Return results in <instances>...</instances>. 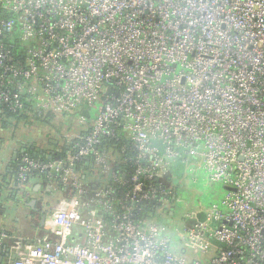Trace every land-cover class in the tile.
<instances>
[{
	"label": "built area",
	"instance_id": "1",
	"mask_svg": "<svg viewBox=\"0 0 264 264\" xmlns=\"http://www.w3.org/2000/svg\"><path fill=\"white\" fill-rule=\"evenodd\" d=\"M28 102L66 152L16 181L64 198L0 264H264V0H0V104ZM191 161L226 188L185 227L203 260L153 219Z\"/></svg>",
	"mask_w": 264,
	"mask_h": 264
},
{
	"label": "rangeland",
	"instance_id": "2",
	"mask_svg": "<svg viewBox=\"0 0 264 264\" xmlns=\"http://www.w3.org/2000/svg\"><path fill=\"white\" fill-rule=\"evenodd\" d=\"M56 121L59 122L60 120ZM17 131L19 132L18 134L15 133V135L17 134V137H21L25 142L31 140L38 145H43L46 142L48 129L43 123H36L32 126L18 123ZM49 131L52 133L51 130ZM3 134L5 137V135L9 134V131H5ZM170 170L172 185L176 192V200L170 203L172 210L169 213L160 210L153 219L164 224L174 242L178 241L184 247L185 250L179 249V252L183 251L184 256L192 257L194 255L191 251L193 245L187 238L185 227L192 220L198 218L197 214L201 210L203 212L211 204L218 203L224 196L226 188L220 182L211 181L206 172L202 168H198L192 161L190 163L173 162ZM24 214L27 217L25 222H29L34 216L30 210L24 211ZM22 215L20 214L21 218L23 217ZM194 256L204 259V255H201L200 252Z\"/></svg>",
	"mask_w": 264,
	"mask_h": 264
},
{
	"label": "crops",
	"instance_id": "3",
	"mask_svg": "<svg viewBox=\"0 0 264 264\" xmlns=\"http://www.w3.org/2000/svg\"><path fill=\"white\" fill-rule=\"evenodd\" d=\"M12 142L10 138L0 140V228L9 232L8 234L10 236L21 237L25 240H34L45 230V223L44 221L41 222V214L44 215L45 218V210L53 208L57 201L64 198V193L56 192L53 198L49 197V195H51L50 192L48 193V197L42 196L38 192L40 185L36 184V181H30L27 187L22 188L20 191H15L13 186L11 184L9 185V183H11L10 180L13 175V160L17 157L19 149ZM35 187L37 191L33 190ZM32 199L35 200V203L33 207H30L28 203ZM50 201L53 202V205H51L52 207L44 204ZM26 210H30L34 214L29 222H25L27 217L24 211ZM44 211L45 214H43ZM36 213L40 214V216ZM20 214H23L22 218ZM37 221H40L39 226L35 224ZM179 249L185 250L184 247L177 243L175 250L179 251ZM10 254L7 246L1 255V259H5Z\"/></svg>",
	"mask_w": 264,
	"mask_h": 264
},
{
	"label": "trees",
	"instance_id": "4",
	"mask_svg": "<svg viewBox=\"0 0 264 264\" xmlns=\"http://www.w3.org/2000/svg\"><path fill=\"white\" fill-rule=\"evenodd\" d=\"M18 123H22L26 126H32L36 123H43L45 126H47V133H46V142L43 145H38L34 141H24L21 137H17L18 135ZM65 124V121H56L55 118L51 115H45L42 113H39L34 108L33 104L31 102L26 103L23 108L17 109V110H11L8 107L4 106L3 104H0V140H5L8 136L11 138V140L14 142V144L17 146L18 155L21 153V151L28 152L29 155L33 157L40 158L42 160L48 159L49 156H63L66 152V142L64 139H62V126ZM20 126V125H19ZM52 133H50V131ZM9 131L8 135L3 136V132ZM2 132V133H1ZM15 133H17L15 135ZM52 135V136H51ZM16 138V139H15ZM17 157L13 160L12 164V170L13 175L10 180L13 188L15 191H20L22 188L27 187L30 181H36V184H40V188L43 189L44 184H46L47 178L40 173H33L30 175V179L26 181L23 184H19L16 181V168L18 165ZM78 168H81L83 171L82 174L88 173V169L90 168V165L84 164V162H81L77 165ZM60 186V185H59ZM40 189V190H41ZM59 189H62L61 186ZM40 190L38 191L40 193ZM37 192V193H38ZM63 192V190H61ZM18 193V192H17ZM45 205H53V202H45ZM40 216V214L36 213ZM45 214V212L43 213ZM42 216V214H41ZM38 218V216H37ZM37 226L40 225V221H37L35 223ZM9 233V232H7Z\"/></svg>",
	"mask_w": 264,
	"mask_h": 264
},
{
	"label": "water",
	"instance_id": "5",
	"mask_svg": "<svg viewBox=\"0 0 264 264\" xmlns=\"http://www.w3.org/2000/svg\"><path fill=\"white\" fill-rule=\"evenodd\" d=\"M38 186H39V185H38ZM33 190L37 191V188L35 187V188H33ZM25 193H26V191H25ZM34 203H35V200L32 199V200H30V202L28 203V205H29L30 207H33V206H34ZM43 218H44V215H42L41 222L44 221Z\"/></svg>",
	"mask_w": 264,
	"mask_h": 264
},
{
	"label": "flooded vegetation",
	"instance_id": "6",
	"mask_svg": "<svg viewBox=\"0 0 264 264\" xmlns=\"http://www.w3.org/2000/svg\"><path fill=\"white\" fill-rule=\"evenodd\" d=\"M51 207H52V206H51ZM52 209H53V208H50L49 210H45V211H46V214H45V215L49 214V213L52 211ZM45 211H44V212H45ZM44 212H43V213H44Z\"/></svg>",
	"mask_w": 264,
	"mask_h": 264
}]
</instances>
